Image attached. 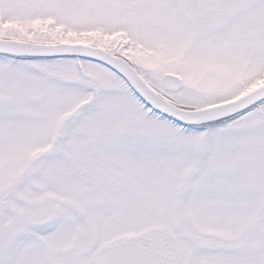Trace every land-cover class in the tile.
<instances>
[{"label": "snow or ice", "instance_id": "obj_1", "mask_svg": "<svg viewBox=\"0 0 264 264\" xmlns=\"http://www.w3.org/2000/svg\"><path fill=\"white\" fill-rule=\"evenodd\" d=\"M0 264H264V0H0Z\"/></svg>", "mask_w": 264, "mask_h": 264}]
</instances>
